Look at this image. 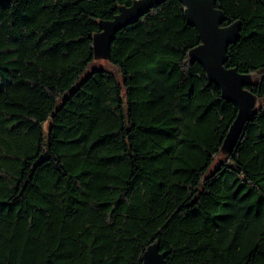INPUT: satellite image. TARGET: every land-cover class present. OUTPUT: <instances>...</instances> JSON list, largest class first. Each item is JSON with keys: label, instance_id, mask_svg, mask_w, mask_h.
<instances>
[{"label": "trees", "instance_id": "16d2710c", "mask_svg": "<svg viewBox=\"0 0 264 264\" xmlns=\"http://www.w3.org/2000/svg\"><path fill=\"white\" fill-rule=\"evenodd\" d=\"M134 0H0V264H264V0H216L241 22L225 67L251 77L237 109L188 52L168 0L96 60L100 21ZM107 62L119 74L94 66Z\"/></svg>", "mask_w": 264, "mask_h": 264}, {"label": "water", "instance_id": "95a60500", "mask_svg": "<svg viewBox=\"0 0 264 264\" xmlns=\"http://www.w3.org/2000/svg\"><path fill=\"white\" fill-rule=\"evenodd\" d=\"M168 0H134L130 6L118 7L117 14L98 23V32L92 37V51L96 60H108L109 48L116 34L136 22L156 6ZM183 7L186 24L198 36L199 45L188 52L193 63L204 71L206 79L217 88L226 103L236 106L237 113L221 145L224 155H231L246 124L254 115L257 97L246 89L253 84L250 76L225 67L226 53L240 38L241 22L224 25L227 18L216 8V0H177ZM143 264H165L164 256L153 247Z\"/></svg>", "mask_w": 264, "mask_h": 264}, {"label": "rangeland", "instance_id": "374dc122", "mask_svg": "<svg viewBox=\"0 0 264 264\" xmlns=\"http://www.w3.org/2000/svg\"><path fill=\"white\" fill-rule=\"evenodd\" d=\"M94 66H96V67H101V68H104V69H106V70H108V71H111V72H113L114 74H116V76L120 79V76H119V74L116 72V70L113 69V68H112L107 62H104V61H96L95 64H94ZM152 250H153V246L149 247V248L146 250L144 256H145V257L148 256V255L152 252Z\"/></svg>", "mask_w": 264, "mask_h": 264}]
</instances>
